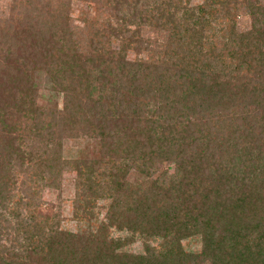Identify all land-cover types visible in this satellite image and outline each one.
<instances>
[{"label":"trees","instance_id":"16d2710c","mask_svg":"<svg viewBox=\"0 0 264 264\" xmlns=\"http://www.w3.org/2000/svg\"><path fill=\"white\" fill-rule=\"evenodd\" d=\"M188 1L10 0L0 16V264H264V8ZM148 26L166 33L162 47ZM38 73L62 108L39 104ZM65 138L103 141L83 161L65 157ZM163 162L176 166L169 183L145 192L127 182ZM74 168L79 231L39 209ZM105 199L93 222V201ZM189 237L200 251L183 247ZM138 239L146 253L130 250Z\"/></svg>","mask_w":264,"mask_h":264},{"label":"rangeland","instance_id":"374dc122","mask_svg":"<svg viewBox=\"0 0 264 264\" xmlns=\"http://www.w3.org/2000/svg\"><path fill=\"white\" fill-rule=\"evenodd\" d=\"M205 0H189V7L199 6L204 3ZM254 4H257L260 7L264 8V0H251ZM10 0H0V16L2 14H8V5ZM78 10H75L74 15L77 16ZM252 24V20L249 16H243L239 19V26L241 29H248ZM144 35L152 40L153 48L157 49L163 46V42L166 41V33L153 29L151 27L144 28ZM134 54L131 53L130 57ZM36 81L40 89V98L39 104L46 107L53 108H62L63 107V95L61 93L55 92L50 87V81L47 78L46 73H38L36 75ZM152 106L151 108H153ZM102 138L97 140L90 138H65L63 143V154L66 158L77 157L83 158V161H87L91 158H94L100 150L102 144ZM89 144V145H88ZM96 148V149H95ZM104 169L99 168V172ZM95 173V172H92ZM176 173L175 164H170L168 162L161 163L158 168L153 172L152 175L140 174L136 170H131L127 176L126 180L129 184H133L135 187H138L142 191L152 192L153 186L160 184H167L174 177ZM100 177V174H95V179ZM172 177V178H171ZM76 180L77 173L76 169L64 170L62 174V179L60 186L56 188L46 187L43 190L41 197V203L39 205L40 212L46 216L52 217L54 214H61L62 225L64 228L71 231H79L82 227H86V215L85 212H80L74 208L73 199L76 196ZM105 183V181H101ZM118 184L117 180L111 182L109 185L111 188H115ZM102 185V184H100ZM160 188V187H159ZM97 203L96 207L94 204ZM93 201V205L90 210L94 213V221H101L104 219V204L108 203V200L105 201ZM79 212L80 218L76 217V213ZM114 236H124L123 232H117L112 230ZM162 240L159 238L152 240L151 244L155 248L160 245ZM182 245L187 251H200L202 244L199 238L189 237L182 240ZM129 248L132 252L135 253H146L145 241L138 239L134 244Z\"/></svg>","mask_w":264,"mask_h":264}]
</instances>
